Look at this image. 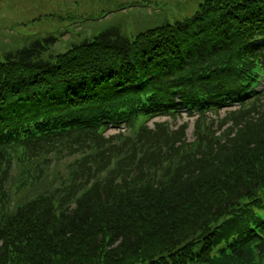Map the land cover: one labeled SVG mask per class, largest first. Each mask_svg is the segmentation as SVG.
Wrapping results in <instances>:
<instances>
[{
  "label": "trees",
  "instance_id": "obj_1",
  "mask_svg": "<svg viewBox=\"0 0 264 264\" xmlns=\"http://www.w3.org/2000/svg\"><path fill=\"white\" fill-rule=\"evenodd\" d=\"M56 38L0 61V264H264V0Z\"/></svg>",
  "mask_w": 264,
  "mask_h": 264
},
{
  "label": "rangeland",
  "instance_id": "obj_2",
  "mask_svg": "<svg viewBox=\"0 0 264 264\" xmlns=\"http://www.w3.org/2000/svg\"><path fill=\"white\" fill-rule=\"evenodd\" d=\"M201 1L0 0V61L5 53L49 34L57 37L52 51L60 53L112 25L124 24L126 32L132 34L165 22L182 20L190 16ZM130 4L137 7H129ZM224 113L220 112V118ZM162 120L161 117L153 121ZM186 120L183 117L181 122ZM193 121L189 120V128L185 131L187 138L192 135Z\"/></svg>",
  "mask_w": 264,
  "mask_h": 264
}]
</instances>
